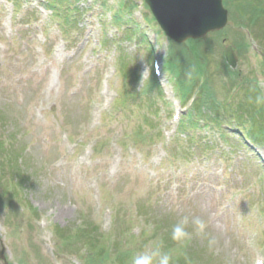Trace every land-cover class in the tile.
<instances>
[{
    "label": "rangeland",
    "instance_id": "1",
    "mask_svg": "<svg viewBox=\"0 0 264 264\" xmlns=\"http://www.w3.org/2000/svg\"><path fill=\"white\" fill-rule=\"evenodd\" d=\"M250 2L224 0L225 29L176 44L144 0H80L69 25L39 0L17 15L0 0V264H130L153 243L173 264H264V143L245 114L264 122V105L243 102L264 79V29L241 15ZM181 94L199 99L189 119ZM185 212L210 221L219 254L171 240Z\"/></svg>",
    "mask_w": 264,
    "mask_h": 264
},
{
    "label": "water",
    "instance_id": "2",
    "mask_svg": "<svg viewBox=\"0 0 264 264\" xmlns=\"http://www.w3.org/2000/svg\"><path fill=\"white\" fill-rule=\"evenodd\" d=\"M166 35L177 43L199 39L220 31L228 24V12L222 0H146ZM229 65L238 59L232 47L226 50Z\"/></svg>",
    "mask_w": 264,
    "mask_h": 264
},
{
    "label": "clouds",
    "instance_id": "3",
    "mask_svg": "<svg viewBox=\"0 0 264 264\" xmlns=\"http://www.w3.org/2000/svg\"><path fill=\"white\" fill-rule=\"evenodd\" d=\"M257 86L264 89V79L257 82ZM255 105H264V92L249 98ZM150 227V226H149ZM210 221L201 215H193L189 212L180 214L170 228L172 241L186 245L194 239L206 242L210 253L219 254L220 240L209 231ZM130 264H173V256L170 251L164 250L162 243H153L142 252H138L131 258ZM225 264H232L230 257H225Z\"/></svg>",
    "mask_w": 264,
    "mask_h": 264
},
{
    "label": "trees",
    "instance_id": "4",
    "mask_svg": "<svg viewBox=\"0 0 264 264\" xmlns=\"http://www.w3.org/2000/svg\"><path fill=\"white\" fill-rule=\"evenodd\" d=\"M252 1H254V2H250L251 3V5H253V6H256V9L255 8H253V11H257V13H253L252 15H250L249 13H247V12H243L241 15L242 16H244V15H246V14H248L249 15V17H250V19H251V21L252 20H255V23L257 24V21L258 22H260V24H261V26H262V29H264V7L262 6V5H260L259 6V4H263V0H252ZM68 3V2H67ZM239 5H240V7H239ZM238 7H239V10H241V4L239 3L238 4ZM259 8V9H258ZM65 10V14H64V21L67 23V24H69L70 23V17H69V8H65L64 9ZM248 23H249V25H252L253 24V26H255L256 24H254V23H252V22H250V21H248ZM258 26V24L256 25V27ZM258 93H257V91L256 90H254L253 88H252V90H251V95H245L246 96V99L243 101V102H245V101H250L249 100V98L250 97H255L256 95H257ZM243 102H241L240 103V107H242V103ZM247 105H248V103H247ZM201 112V111H200ZM243 112H246V111H243ZM199 113V112H198ZM220 114V113H219ZM246 114V116L248 115V117L249 118H251L254 122H255V125H257V126H255V125H253V129H254V131L252 132L253 133V135H254V137H257V138H261V141H263V143H264V124H263V120H260V119H257L256 118V120H254V118H252V116L250 115V113H245ZM241 117H242V115H241ZM256 121H258V122H256ZM252 122V121H251ZM253 123V122H252ZM257 141H259V140H257ZM22 183V182H21ZM23 184V183H22ZM24 186V185H23ZM87 230H90V234H91V237L93 238L94 236H98L97 235V230H93L91 227H88L87 228ZM94 235V236H93Z\"/></svg>",
    "mask_w": 264,
    "mask_h": 264
}]
</instances>
